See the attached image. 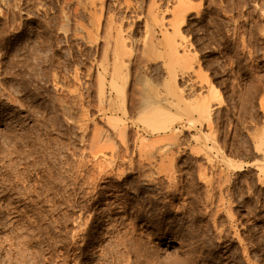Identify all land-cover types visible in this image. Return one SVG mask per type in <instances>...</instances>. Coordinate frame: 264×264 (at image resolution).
<instances>
[{"label":"rangeland","instance_id":"obj_1","mask_svg":"<svg viewBox=\"0 0 264 264\" xmlns=\"http://www.w3.org/2000/svg\"><path fill=\"white\" fill-rule=\"evenodd\" d=\"M180 1L0 0V264H264V0Z\"/></svg>","mask_w":264,"mask_h":264},{"label":"bare ground","instance_id":"obj_2","mask_svg":"<svg viewBox=\"0 0 264 264\" xmlns=\"http://www.w3.org/2000/svg\"><path fill=\"white\" fill-rule=\"evenodd\" d=\"M183 1V0H182ZM182 1H180V2H182ZM187 2V1H186ZM183 3H184V1H183ZM182 3V5L184 6V5H187L186 3H184L183 4ZM176 4V3H175ZM179 4L180 3H178V5L177 6H179ZM183 6H181V7H183ZM188 6H189V4H188ZM174 7V6H173ZM181 7H179V8H181ZM179 8L177 9L178 10V14H177V12H176V15L178 16V18H177V20H166V17H168V16H165V14H163V16L162 17H159V16H152L153 17V21H154V25H156V26H158L160 29H161V31H162V33L165 35V37L170 41V46L172 47V48H174V50L172 49L171 50V47H169V49L171 50V52L173 53V52H175V53H177L179 50L181 51V49H183V51L184 52H182L183 54H182V56H184V58H186L185 56L187 55V48H186V45L188 46V42H186V37H185V35H184V33H183V30L184 29H182V23H183V21H184V17H182V15H181V13L180 12H182V9H181V11H179ZM186 9L188 8V7H185ZM185 8H183V10L185 11ZM173 10H174V8H173ZM188 10V9H187ZM184 11L182 12V13H184ZM154 13H156V12H154ZM161 13V12H160ZM174 13V12H173ZM153 14V13H152ZM168 15V14H167ZM171 15V14H170ZM174 15V14H173ZM185 16V15H184ZM175 17V16H174ZM173 18V17H172ZM109 21V20H108ZM125 21V20H124ZM129 21V20H128ZM149 21V20H148ZM115 23V22H114ZM124 23V22H123ZM146 23V22H145ZM145 23H144V25H145ZM114 25V24H113ZM120 25V24H119ZM143 25V26H144ZM112 27H114V26H112ZM112 27H110V28H112ZM120 28V27H119ZM125 28V27H124ZM123 28V29H124ZM145 28V31H146V35L148 36V34H151V28H153V27H150V25H149V23H147V25L144 27ZM169 28L171 29V30H169ZM115 28H113V30H114ZM156 29V28H155ZM116 38H115V41H114V45H113V50H112V67H110L109 65L108 66H106L105 68H106V70L107 71H110L111 70V83L109 84V87L108 88H106L105 87V85L103 84L104 82H102L101 83V85H100V90H99V92H100V97L106 102V101H108V102H111L112 101V99H113V97H115L114 95H116L115 93H117V95H119V94H122V95H124V96H126L128 93H127V91H129L128 90V86H127V81L125 82L126 83V86H121V85H118V83H117V81L115 80V77L116 76H118V74H119V71H121V69H122V66L125 64V60H126V55L128 56V54H129V51H128V47H127V45H128V41H129V38L132 36V35H130L129 33H124V31L120 28V29H118V27H117V29H116ZM130 32V31H129ZM109 34L111 33L110 31L108 32ZM131 33V32H130ZM113 35H114V33H112ZM152 34H153V32H152ZM145 35V36H146ZM109 37H111V36H109ZM152 37H153V39H154V35H152ZM147 38H150L149 36L147 37ZM109 39V38H108ZM147 40V39H146ZM146 40H142L144 43H142V44H144L143 46H144V48H142V50H144L147 46V48L146 49H148L150 46H149V44L147 45V43H151L150 41H148V42H146L145 43V41ZM112 42V41H111ZM111 42H110V45H111ZM155 42V41H154ZM153 42V44L154 45H156L155 43ZM135 43H137V41L135 42ZM139 43H140V40H139ZM160 43V42H159ZM147 45V46H146ZM157 46V45H156ZM155 46V47H156ZM140 47V46H139ZM154 47V46H153ZM159 47V46H158ZM112 48V47H111ZM127 48V49H126ZM141 48V47H140ZM181 48V49H180ZM154 48H152V50H153ZM176 50V51H175ZM147 51V50H146ZM149 51V50H148ZM127 52H128V54H127ZM132 52V51H131ZM145 53V52H144ZM143 53V55L145 56V54ZM171 53V54H172ZM175 53H173L172 55H174L175 56ZM179 53V52H178ZM194 53V52H193ZM111 54V53H110ZM131 55V54H130ZM148 55H149V53H148ZM148 55H147V57H148ZM179 55H181V53H179ZM189 55V54H188ZM111 56V55H110ZM150 56V55H149ZM130 57H132V56H130ZM141 57V56H140ZM176 57V56H175ZM180 57V56H179ZM128 59H130L129 57H127ZM183 58V57H182ZM184 58H183V60H184ZM127 59V60H128ZM135 59V58H134ZM137 59V58H136ZM146 59V58H145ZM193 59V58H192ZM148 60V59H147ZM146 60V61H147ZM188 60H189V58H188ZM190 61V60H189ZM189 61H188V63H189ZM111 62V61H110ZM109 62V63H110ZM127 62V61H126ZM131 62H133V61H131ZM137 62V61H136ZM144 62V61H143ZM142 62V63H143ZM182 62V61H181ZM129 64H130V62H128ZM145 63V62H144ZM143 63V65L145 66V64ZM149 63V62H148ZM101 64H103V63H101ZM132 64V63H131ZM107 65V64H106ZM126 65H128V64H125L124 66L126 67ZM136 65H138V64H136ZM160 65V64H159ZM190 65H191V62H190ZM103 66V65H102ZM123 66V67H124ZM134 66V65H133ZM142 66V65H141ZM124 67V68H125ZM128 67H129V65H128ZM188 67V66H187ZM192 67V66H191ZM160 68V67H159ZM129 69V68H128ZM136 69H137V67H136ZM156 69V68H155ZM188 69V68H187ZM139 70V69H138ZM149 70V69H148ZM122 72V71H121ZM107 73V72H106ZM110 73V72H109ZM133 73V72H132ZM136 73V72H135ZM185 73V72H184ZM195 73H197V71L195 72ZM121 74V73H120ZM183 74V73H182ZM141 75V74H140ZM184 75V74H183ZM101 76V75H100ZM99 76V77H100ZM133 76V75H132ZM104 77V76H103ZM133 77H136V75H134ZM184 77V76H183ZM101 78V77H100ZM108 78V77H107ZM119 78V77H118ZM125 78L127 79V76H125ZM131 79V78H130ZM107 80V79H106ZM118 80V79H117ZM121 80V79H120ZM129 80V79H128ZM134 80H135V78H134ZM133 80V82H131V83H136V81H134ZM104 81V80H103ZM121 82H122V80H121ZM130 83V84H131ZM167 83H169L168 81H167ZM137 84V83H136ZM171 84V83H170ZM129 85V84H128ZM139 85H141V84H139ZM138 85V86H139ZM152 85H154V83L152 84ZM159 85V84H158ZM136 85H133V87H130V88H134ZM146 86V85H145ZM157 86V85H156ZM155 86V87H156ZM165 86V85H164ZM140 87V86H139ZM149 87V86H148ZM147 87V88H148ZM161 87V86H160ZM157 88H159L158 86H157ZM165 88V87H164ZM173 88V87H172ZM172 88H171V90H172ZM136 89V88H135ZM161 89H163V88H161ZM131 90V89H130ZM140 90H141V88H140ZM146 90V89H145ZM157 90V89H156ZM155 90V91H156ZM142 91V90H141ZM143 91H144V89H143ZM153 91V90H152ZM159 91L160 90H158L157 92L158 93H156L155 95H154V99L153 98H151L150 96V98L151 99H153V102H154V104H156V103H159V104H163L164 102H167V101H169V99L171 98V96L169 95V97L168 96H166L165 94L163 95V94H161V93H163L164 92V90H163V92H161V93H159ZM165 91H167V90H165ZM132 92H133V90H132ZM139 92V91H138ZM145 92V91H144ZM143 92V93H144ZM154 92V91H153ZM173 92V91H172ZM143 93H141V94H143ZM148 93V92H147ZM147 93H146V95H147ZM165 93V92H164ZM133 94V93H132ZM131 93H130V95H132ZM141 94H139V95H141ZM149 94V93H148ZM153 94V93H152ZM168 94H169V91H168ZM173 94V93H172ZM116 95V96H117ZM129 95V96H130ZM137 95V94H136ZM186 95H188V94H186ZM129 96H127V97H129ZM135 96V95H134ZM141 96H144V95H141ZM148 96V95H147ZM133 97V96H132ZM137 97V96H136ZM101 99V100H102ZM134 99V98H133ZM145 99H146V97H145ZM151 99L150 100H148V101H150V103L152 102L151 101ZM130 100H131V97H130ZM140 100V99H139ZM174 100V99H173ZM172 100V101H173ZM134 101V100H133ZM132 101V102H133ZM141 101H142V99H141ZM175 101V100H174ZM131 102V101H130ZM146 102V101H145ZM170 102H171V100H170ZM102 103V102H101ZM134 103V102H133ZM144 103V102H143ZM150 103H149V105H150ZM136 104V103H135ZM145 105H146V103H144ZM152 104V103H151ZM144 105V106H145ZM147 105H148V103H147ZM146 105V106H147ZM209 105V104H208ZM132 107V106H131ZM149 107H151V106H148V107H145V109L146 108H148L149 109ZM133 108H135V107H133ZM157 108L155 107V108H153V110H150V112L152 111V113H150L149 115H148V121H147V123H149V121L150 122H155L156 123V119L158 118V116H159V113L161 112V111H159V110H156ZM138 110V109H137ZM147 110V109H146ZM146 110H144L145 112H146ZM212 111V110H211ZM149 112V111H148ZM140 113H142L141 111H140ZM140 113H138V114H140ZM144 114V113H143ZM207 114H209V117H210V115H211V112L209 111V109H208V111H207ZM206 114V115H207ZM162 116V115H161ZM111 117V116H110ZM113 118V117H112ZM115 118V117H114ZM113 118V119H114ZM112 119V120H113ZM145 119V118H144ZM189 119H191V118H189ZM188 119V120H189ZM115 120V119H114ZM117 120V119H116ZM139 120H141V119H139ZM160 122H163V121H160ZM209 122V121H208ZM124 124V123H123ZM144 124H145V122H144ZM156 124H158V123H156ZM124 126V125H123ZM122 127V126H121ZM155 129V128H154ZM156 130V129H155ZM159 130H160V128H159ZM118 131V130H117ZM123 131V130H122ZM123 136V133L121 134V136L120 137H122ZM107 140V139H106ZM110 140V139H109ZM111 141V140H110ZM94 142V141H93ZM96 142V141H95ZM97 142H98V140H97ZM109 142V141H108ZM107 143V142H106ZM92 144H94V143H92ZM101 144V143H100ZM103 144V143H102ZM108 144V143H107ZM98 145V144H97ZM97 145H96V147H97ZM104 145V144H103ZM106 145V144H105ZM104 145V146H105ZM92 147H93V145H91ZM106 146H112V145H106ZM260 146V145H259ZM98 147H100L99 145H98ZM103 147V146H102ZM94 148H95V145H94ZM101 148V147H100ZM107 148V147H106ZM105 148V149H106ZM97 149V148H96ZM101 149H103V148H101ZM110 149V148H109ZM109 149H106V150H108V151H110ZM143 149V148H142ZM261 149V148H260ZM95 150V149H94ZM100 150V149H99ZM101 151V150H100ZM105 151V150H104ZM129 151V150H128ZM141 151V150H140ZM140 151H139V153H140ZM144 151V150H143ZM94 152V151H93ZM103 152V151H102ZM142 152V151H141ZM148 152V151H147ZM109 153V152H108ZM158 153V152H157ZM159 153H160V151H159ZM158 153V154H159ZM111 154H112V156L114 155V154H116V151H115V149L114 148H112L111 147ZM123 154V153H122ZM106 155H110V154H106ZM141 156V155H140ZM155 157V156H154ZM164 158V157H163ZM94 159H95V157H94ZM143 159V158H142ZM149 159V158H148ZM150 160V159H149ZM152 160V159H151ZM151 160L149 161V162H151ZM163 160V159H162ZM95 161V160H94ZM100 162H101V160H99ZM148 161V160H147ZM163 162V161H162ZM102 163V162H101ZM152 163V162H151ZM99 165V164H98ZM106 165V164H105ZM161 165V164H160ZM100 166V165H99ZM101 166H103V165H101ZM100 166V167H101ZM122 166V165H121ZM155 166V165H154ZM164 166V165H163ZM168 166V165H167ZM104 167V166H103ZM169 167L170 166H168V169H169ZM172 167V166H171ZM97 168V167H96ZM120 168V167H119ZM134 168V167H133ZM161 168H163V167H161ZM104 169V168H103ZM100 170L101 169H99V172H100ZM105 170V169H104ZM172 171V170H171ZM95 172V171H94ZM93 172V173H94ZM118 172H120V171H118ZM165 172V171H164ZM92 173V174H93ZM96 173H97V171H96ZM102 173V172H101ZM165 173H167V172H165ZM103 174V173H102ZM109 174H110V172H109ZM169 174H170V171H169ZM98 176V175H97ZM112 176V175H111ZM144 176V175H143ZM166 177V176H165ZM174 177V176H173ZM166 178H168V177H166ZM172 178V177H171ZM170 180V179H169ZM118 190V189H117ZM138 191V190H137ZM136 193V192H135ZM138 193V192H137ZM128 202V201H127ZM154 202V201H153ZM150 204V203H149Z\"/></svg>","mask_w":264,"mask_h":264}]
</instances>
